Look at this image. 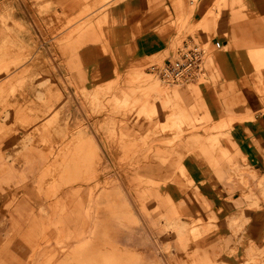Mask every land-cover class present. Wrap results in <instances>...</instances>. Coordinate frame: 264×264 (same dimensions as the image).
I'll return each mask as SVG.
<instances>
[{
	"label": "crops",
	"instance_id": "obj_1",
	"mask_svg": "<svg viewBox=\"0 0 264 264\" xmlns=\"http://www.w3.org/2000/svg\"><path fill=\"white\" fill-rule=\"evenodd\" d=\"M42 1L45 5H50L49 9L43 11H53L56 5L67 14L56 12V20L61 22L68 19L73 21L80 15H85L88 3L97 4V0H39L36 1L39 11H42L39 9ZM210 1L197 0L193 10L189 11L187 0H181L180 11L182 15L190 14V19L198 22L202 20ZM167 2L168 0H117L103 8L107 9L106 11L101 14L100 11L92 17L95 19L94 25L86 26L80 32L75 30L79 33L74 31L66 37L60 50L67 57L69 65L74 57L77 64L84 67L86 73L83 69L78 77L82 80L86 75L88 86L95 82L93 92H111L121 79H129L135 74L134 65L165 49L169 31H173V36H176L177 33L169 26L158 28L167 16ZM169 2V9L172 8L176 15L174 3L177 0ZM245 3L255 14L251 20L240 19V7ZM213 12L215 14L216 9H213ZM196 13L200 15L199 18H194ZM3 14L6 25L0 27V61L13 62L14 65L0 70V93L13 90L20 95L15 99H8L7 102L5 97L0 99V114L13 116L11 125L8 126L0 117V201L3 213L11 218L15 230L42 232L49 221L61 231L81 232V219L75 216V213L82 212L80 204L76 208L71 200L66 204L59 201L50 213L45 207H41V210L46 212V217L42 214L36 217L24 198L16 199L17 193L12 187L22 185L26 180L25 172L35 176L40 193H45L48 185L55 186L57 183L62 186L71 183L75 194L78 192L77 187L84 185L83 173L87 172L91 180L98 181L101 177L99 173H106L111 166L113 169L109 171H113V180L117 177L119 185H125L126 196H132L141 209H147V197L152 196L154 199L150 201L151 204L160 210L159 217L164 219L165 228H170V231L160 232L159 236L156 235L157 238H152L157 245L161 237L163 253L169 252L174 243L177 250L181 249L187 253L185 264H233L223 258L238 259L241 251L245 257L242 256L244 259L236 264H264V0H225L224 7L217 13L227 18L223 23L217 22L220 28L218 35L226 38L211 40L213 50L221 51L211 56L213 74L218 82L202 93L204 103L202 101L199 104L202 113L200 118L206 119L207 122L215 120L218 123L232 124H229L226 130L189 133L190 136L180 137L171 143L172 136L161 133L160 126L176 114L195 119L187 108L197 111L199 106L190 107L194 106L193 100L186 90L180 91L178 97L170 100H151L150 107L154 108L156 116L140 122L141 126H152L147 128L149 132L142 138V143L148 139L147 148L136 153L134 158L132 156L133 160L129 162L128 156L123 157L122 153V149L127 148L128 144L126 145L124 140L119 141L118 133L121 131L124 135V131L130 129L128 122L122 124L120 129L116 126L115 138L107 137L105 127L103 131L91 132L93 134L88 129L89 132L82 131L83 135L81 130H77L74 134L78 135L76 139L82 140V144H76L75 141H59L64 137L66 128L57 121V117H39L28 113L30 109L36 111L44 108L59 111L55 103L60 100H48L45 104L37 101L47 94L56 96L61 92L64 96L65 89L53 90L48 85L50 79L44 74L31 77L39 88L29 90L15 88V84L24 83L23 76L5 80L4 76L8 72L21 69L20 72L25 73L32 68L33 66L21 68V63L38 58L40 52L31 26H28L23 18L16 19L10 13ZM217 18L215 20H218ZM89 19L83 21V25L87 24ZM78 25L80 26L77 29L82 23ZM209 27L215 29V23ZM216 41L221 43L220 48H215ZM22 49H25L24 53ZM29 49L31 52L28 53ZM48 60L51 61L50 58ZM19 70L15 74L20 73ZM149 82L144 88L159 84L157 79ZM44 85H48L46 90L40 88ZM132 91L134 88L128 86L121 88L119 93ZM22 99L30 104H21ZM49 123H52L50 129ZM64 124L67 126V123ZM16 125L37 127L19 130L13 127ZM35 129L39 131L36 134ZM53 135L58 138H53ZM190 140L194 141L191 143ZM184 143L188 146L186 151L182 149ZM100 146L101 149L102 146L105 148L106 154L100 150ZM6 147L11 149L9 153L3 151ZM65 147L66 152L60 153ZM37 148L43 149L33 151ZM172 152H175L174 157L170 156ZM115 158L118 161L113 164L110 159ZM171 164L175 170L170 175ZM19 166H22L21 170L17 168ZM62 172L67 174L66 180H53L48 175ZM166 173L167 178L162 182H155L152 188L140 187L134 182L139 176H163ZM223 179L230 184L229 188H234L238 193L241 191V197L239 194L233 197L237 202L231 204L229 198H220L219 191L223 192L220 181ZM76 183L79 186L75 187ZM119 185L113 186V190L117 192ZM108 191V188H105L104 195L109 194ZM119 191L121 192L120 189ZM175 202L179 203V209ZM90 209L89 206L83 211L90 216ZM206 211L210 212L204 213ZM199 212L200 217H196ZM16 217H24L27 220L24 228ZM75 228L78 231H75ZM222 232H231L233 235L224 245L221 239L225 234ZM230 238H235L232 245H229ZM84 243H87V240L78 241L58 264L120 263V259L114 254H106L104 251L101 252L103 254L88 253L85 251L86 246L82 245ZM262 243L263 246L260 247ZM138 252H121V261L131 259V253L139 257Z\"/></svg>",
	"mask_w": 264,
	"mask_h": 264
},
{
	"label": "rangeland",
	"instance_id": "obj_2",
	"mask_svg": "<svg viewBox=\"0 0 264 264\" xmlns=\"http://www.w3.org/2000/svg\"><path fill=\"white\" fill-rule=\"evenodd\" d=\"M36 1L38 2L39 0H0V27H5L6 25L3 13H10L16 19L23 18L28 26H31V31L34 33V38L38 42L37 48L40 52L38 58L26 60L21 63V68L23 66H33L26 70L25 73L20 72L21 69H18L20 73L15 74L18 70L15 72H8L4 77L6 80L16 79L23 76L25 79L24 83L15 84V88L29 90L39 88L35 85L34 81H32L31 77H38L39 75L44 74L50 79L48 85L51 86L53 90L58 88L65 89L64 96L61 92L56 96L47 94L42 100L37 101L45 104L48 100H60L55 103L59 111L52 108H44L36 111L31 109L28 110V113L33 116L57 117V121L66 128L63 132L64 137L60 138L59 141H75L76 144H82V140L76 139L78 138V135L74 134V132L81 130V133L82 131L89 130L91 133L97 130L103 131L104 127L107 137L115 138V134H117L115 131L116 126L118 125V129H120L122 124L125 125L128 122L130 129H126L124 135L121 131L118 133L119 141L124 140L126 145L128 144L127 148L122 149V153H124L123 157L127 155V161H132L136 153L147 148L146 142L148 139L145 143H142V138L149 132L147 128L150 129L152 126H141L140 122L156 116V111L154 108L150 107V101L161 98L170 100L174 97H178L180 91L183 90H186L193 100L194 106L190 107H195L196 105V107L199 106V110L195 111L194 108H187L188 111L191 112V115L194 116L195 119L193 120L185 117L183 114H176L169 117L166 120V123L160 126L161 133H168L172 136L171 143L176 142L180 137L186 135L190 136L189 133L196 131H203L205 133L218 129L226 130L228 125L232 124H226L225 122L218 123L215 120L207 122L206 119L200 118L202 113L199 105L202 101L204 103L202 93L208 91L210 87H214L218 82V79L216 80L213 74L211 58L208 60V57H213L215 53L219 52L213 50V47H211V40L213 38H226L225 36L218 35L220 28H218L217 23H223L227 20L226 17L217 14L220 9L224 7L225 0H211L203 13L202 20L200 19L198 22L194 19L191 20L190 14L182 15V12L180 11L182 9L181 0H177V2L174 3V7L177 10V14L175 15L172 8L169 9L170 6L168 7V5H170L168 0V5L165 4L167 6L165 7L167 16L160 22L158 28L169 26L177 33L176 36H173V31H169L165 49L146 57L142 63L134 65L133 71H135V74L131 73L134 75L129 78L130 80L127 78L121 79L111 92L108 90L93 92V87L94 85L96 86V83L92 82V86H88L86 75L85 79L80 80L78 75L84 67H80L74 57L71 59V64L69 65L68 59L62 54L60 47L62 42L67 39L66 37L71 35L75 30L80 32L86 26L94 25L95 19L92 17L100 11V14L106 11L107 9L105 10L103 8L111 5L117 0H97V4L95 5L88 3L85 7V15L82 14L78 19L73 21L68 19L64 22L56 20L57 13H64L56 5L54 6L53 11H43L49 9L50 5H45L43 3L44 1H42L40 2L39 8L42 11H39L36 6ZM196 2L197 0H187L189 11L193 10ZM201 6L203 7V4H201ZM213 9H216L215 14ZM1 11L3 13H1ZM215 15H217L216 17H218V20H215ZM240 15L242 16L240 18L241 20H251L255 16V14L250 11L249 5L246 3L240 7ZM199 17L200 15L196 13L194 18ZM211 17L213 18L211 19ZM88 18H90L87 20V22H89L83 25V21ZM80 22L82 23V26L77 29L78 26L81 25H78ZM213 22L216 26L215 29L209 27ZM79 32H76V34ZM185 42H194L209 46V54L205 57L203 64L206 73L204 78H208V80H201L200 82L197 80L170 83L166 86L158 83L154 85L152 83L154 86L144 88L147 82L150 83L149 81L157 78L160 80L157 74L149 71L150 65L161 64L165 58L175 59L177 57V51ZM34 49L35 48H33V50ZM21 51L24 53L25 49H22ZM18 52L19 51L16 50V53ZM29 52H31V50L28 51V53ZM48 58H50L51 61H49ZM10 65H14V63L0 61V70L8 68ZM17 65L18 63H16V66ZM52 65L54 68H51ZM84 71L86 73L85 69ZM48 85L41 86L40 88L46 90ZM128 86L132 89L134 88V91L119 93L121 88L125 89ZM8 87L9 86L7 85V88ZM19 95L20 93L14 92L13 90L10 92H1L0 99L5 97L4 100L7 102L8 99H15ZM22 103L30 104L25 101V99H22L21 104ZM10 106L13 108L12 103H10ZM11 108H9V110ZM0 117H2L1 120L4 121L6 126L11 125L13 118L11 114L5 116L1 113ZM158 118L155 119L156 124L158 123ZM138 119L140 120L138 121ZM64 123H67V126ZM13 127L23 130L27 127L36 128L37 126L16 125ZM51 127L52 123H49L48 128L50 129ZM38 132L37 129L34 130V134ZM74 135L75 137H73ZM36 137L39 141V134H37ZM54 137L58 138L56 135H53V138ZM190 141L192 143L194 140ZM35 142L37 143L36 140ZM187 147L188 146L185 145V143L182 144V149L185 151L188 149ZM42 149L43 148H37L33 151H42ZM104 149L103 146L102 149L100 146V150L104 152ZM3 151L9 153L11 149L6 147ZM62 152H66V147L64 150L60 151V153ZM104 154L106 153L104 152ZM174 154L175 152H172L170 156L174 157ZM119 159L120 163L121 158ZM110 160L112 163L118 161L116 158ZM110 160H108V162H111ZM119 167L121 168V165H119ZM17 168L21 170L22 166ZM108 168L109 170L113 169L111 166ZM116 169H118V166ZM169 169V174L171 175L175 170L174 165L172 166L171 164ZM109 170L106 173H99L101 177L98 181L97 179L91 180L87 172L83 173L85 176L83 180L84 185L77 187L79 185L76 183L75 187H77L78 192L75 194L73 193V188L70 186L71 183H66L62 186L57 185V183L55 186L48 185L49 187L45 188V193H40L36 186L34 179L35 176L32 177L30 172H25L26 180L22 185L12 187V190L17 193L16 199L24 198V200L29 203L31 210L36 217L41 216V214L46 217V212H43L41 207H45L50 213L52 207L54 208L57 206L59 201H64L66 204L68 200H71L76 208L79 207L80 204L79 208L82 212L81 214L75 213V216L77 215L79 219H81L79 223L81 226V228H79L81 232L61 231L59 227L57 228L49 221L42 232L17 231L13 227V222L8 214L3 213V210L1 209L2 203L0 201V264H58L65 258L68 252L72 250L78 241L84 240H87V243L82 244L86 246L85 251L92 254H99V252L101 253L103 251L106 254H114L120 259L119 264H185L187 253H185L184 250H177L174 247V243H172L169 252L163 253V241L160 239L161 237H159L157 245L156 243L154 244L152 240V238H157L161 234L160 232L170 231V228H165L164 219L159 217L160 210L154 207V204H151L150 201H154L152 196L145 199V201H147V209H141L134 202L135 200L133 201L134 198L132 196H126L125 185H119L117 177L113 180L114 176H111V172L113 171L110 172ZM48 175L53 180H56L57 178L59 180L67 179V174L63 172L50 173ZM166 175L167 173L163 176H139L134 182L138 183L140 187L152 188L155 182L164 181L167 178ZM172 181L173 179L170 180L168 184ZM220 183L222 184L221 188L223 191H219L220 198H229L228 200L231 204L237 202L233 197L238 194L241 197V191L238 193L234 188H229L228 186H230V184L226 183L224 179L220 181ZM115 185L120 186L117 192L116 190H113V186ZM105 188H108L109 194L104 195ZM176 205L179 209V203H176ZM89 206L91 207L89 212L90 216L83 211V209H86L87 207L89 208ZM209 212L206 211L204 213ZM196 217H200V212L199 214H196ZM16 218L18 223H20V226L24 228L27 220L24 217ZM218 228L222 227L218 226ZM75 231H78V229L75 228ZM196 233L199 234L201 232ZM196 233L193 232V234ZM222 233L225 234L221 239L224 245L225 241L229 240V237H233V235L231 232ZM235 238H230L229 245L234 244ZM259 246H263V243ZM125 250L133 252L139 251V257H135V254L132 255L131 253V259H123V261H121V252ZM242 256H244L243 251L240 252V257L238 259H230L227 257L223 258V260H229L230 263L236 264L244 259L245 256Z\"/></svg>",
	"mask_w": 264,
	"mask_h": 264
},
{
	"label": "built area",
	"instance_id": "obj_3",
	"mask_svg": "<svg viewBox=\"0 0 264 264\" xmlns=\"http://www.w3.org/2000/svg\"><path fill=\"white\" fill-rule=\"evenodd\" d=\"M220 44L214 42L215 48H220ZM208 54V46L187 42L177 51L175 59L165 58L161 64L150 65L149 71L169 84L205 79L203 64Z\"/></svg>",
	"mask_w": 264,
	"mask_h": 264
},
{
	"label": "bare ground",
	"instance_id": "obj_4",
	"mask_svg": "<svg viewBox=\"0 0 264 264\" xmlns=\"http://www.w3.org/2000/svg\"><path fill=\"white\" fill-rule=\"evenodd\" d=\"M203 45H205V46H207L206 44H203ZM211 57L209 56L208 57V60L210 59ZM208 62V61H207ZM158 79V78H157ZM161 80V79H160ZM159 79H158V81H159V84H163V86H166V85H168L169 83H167V82H165V81H163V80H161L160 81ZM201 80H203V81H207L208 80V78H205V79H203V78H199V80H198V82H200ZM191 84H196V83H191ZM161 86V85H160Z\"/></svg>",
	"mask_w": 264,
	"mask_h": 264
}]
</instances>
